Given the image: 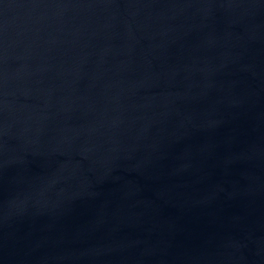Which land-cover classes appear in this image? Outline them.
Masks as SVG:
<instances>
[{
  "label": "water",
  "instance_id": "obj_1",
  "mask_svg": "<svg viewBox=\"0 0 264 264\" xmlns=\"http://www.w3.org/2000/svg\"><path fill=\"white\" fill-rule=\"evenodd\" d=\"M0 264H264V0H0Z\"/></svg>",
  "mask_w": 264,
  "mask_h": 264
}]
</instances>
